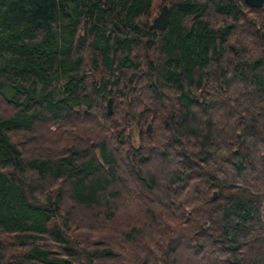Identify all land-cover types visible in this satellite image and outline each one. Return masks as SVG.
Masks as SVG:
<instances>
[{
	"label": "trees",
	"instance_id": "16d2710c",
	"mask_svg": "<svg viewBox=\"0 0 264 264\" xmlns=\"http://www.w3.org/2000/svg\"><path fill=\"white\" fill-rule=\"evenodd\" d=\"M0 264H264V4L0 0Z\"/></svg>",
	"mask_w": 264,
	"mask_h": 264
},
{
	"label": "water",
	"instance_id": "95a60500",
	"mask_svg": "<svg viewBox=\"0 0 264 264\" xmlns=\"http://www.w3.org/2000/svg\"><path fill=\"white\" fill-rule=\"evenodd\" d=\"M244 2L251 7H261L264 4V0H244ZM168 5L163 4L159 14L155 16L152 20L151 27L156 31L164 30L168 25ZM107 112L110 114L112 112L111 100L107 101ZM148 130H151V125H147ZM216 197V192H213L211 199L213 200Z\"/></svg>",
	"mask_w": 264,
	"mask_h": 264
},
{
	"label": "rangeland",
	"instance_id": "374dc122",
	"mask_svg": "<svg viewBox=\"0 0 264 264\" xmlns=\"http://www.w3.org/2000/svg\"><path fill=\"white\" fill-rule=\"evenodd\" d=\"M158 14H159V12H158ZM158 14H157V15H158ZM157 15H156V16H157Z\"/></svg>",
	"mask_w": 264,
	"mask_h": 264
}]
</instances>
